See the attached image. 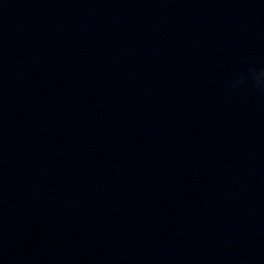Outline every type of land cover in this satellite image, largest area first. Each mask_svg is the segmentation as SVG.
Listing matches in <instances>:
<instances>
[{
	"label": "water",
	"instance_id": "1",
	"mask_svg": "<svg viewBox=\"0 0 264 264\" xmlns=\"http://www.w3.org/2000/svg\"><path fill=\"white\" fill-rule=\"evenodd\" d=\"M261 0H0V264H264Z\"/></svg>",
	"mask_w": 264,
	"mask_h": 264
},
{
	"label": "clouds",
	"instance_id": "2",
	"mask_svg": "<svg viewBox=\"0 0 264 264\" xmlns=\"http://www.w3.org/2000/svg\"><path fill=\"white\" fill-rule=\"evenodd\" d=\"M249 63L252 66L247 69L246 74L237 75L229 82L226 88L227 92H235L241 87H250L259 96H264V64L256 66L253 61H249Z\"/></svg>",
	"mask_w": 264,
	"mask_h": 264
}]
</instances>
